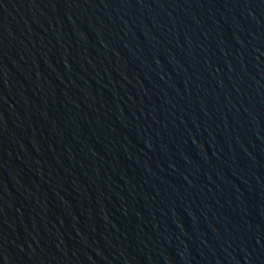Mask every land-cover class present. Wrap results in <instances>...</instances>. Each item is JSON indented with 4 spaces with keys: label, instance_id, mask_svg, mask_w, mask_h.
Segmentation results:
<instances>
[{
    "label": "water",
    "instance_id": "95a60500",
    "mask_svg": "<svg viewBox=\"0 0 264 264\" xmlns=\"http://www.w3.org/2000/svg\"><path fill=\"white\" fill-rule=\"evenodd\" d=\"M0 264H264V0H0Z\"/></svg>",
    "mask_w": 264,
    "mask_h": 264
}]
</instances>
